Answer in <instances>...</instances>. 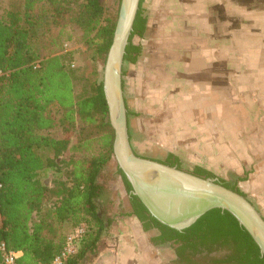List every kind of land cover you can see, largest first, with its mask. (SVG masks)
I'll return each instance as SVG.
<instances>
[{"label": "trees", "instance_id": "1", "mask_svg": "<svg viewBox=\"0 0 264 264\" xmlns=\"http://www.w3.org/2000/svg\"><path fill=\"white\" fill-rule=\"evenodd\" d=\"M79 1L23 0L21 10H5L0 16V244L23 252L18 264H51L63 250L68 230L86 223L80 250L67 263L81 264L99 251L114 221L100 209L104 190L99 179L112 161L114 142L103 86L95 69L94 79L91 73L84 75V85L75 93L78 70L72 51L65 49V36L67 28L80 27L92 60L104 65L118 13L106 16L101 0ZM147 31L141 8L125 65L138 61L142 47L133 38ZM77 116L84 125L72 140ZM57 130L61 138L54 136ZM65 155L71 156L70 171L48 186V173L60 170L58 160ZM75 155L84 158L75 160ZM154 160L183 169L173 154ZM191 173L246 196L237 184L206 169L197 166ZM117 174L130 196L125 215L135 217L144 232H158L152 244H172L175 264H264L258 246L230 213L209 211L177 231L152 217L131 194L132 186L119 168Z\"/></svg>", "mask_w": 264, "mask_h": 264}, {"label": "rangeland", "instance_id": "2", "mask_svg": "<svg viewBox=\"0 0 264 264\" xmlns=\"http://www.w3.org/2000/svg\"><path fill=\"white\" fill-rule=\"evenodd\" d=\"M178 1L144 0L140 5L147 18L148 31L142 38H133V43L142 47V53L135 64L124 65L127 73L122 77L131 145L137 154L158 160H164L169 151H175L182 158V170L192 172L196 162L204 163L220 173L217 175L219 179L230 180L225 170L227 158L237 157V150L231 148L229 142L237 144L239 138L238 130L234 132L233 129L253 126L255 102L242 94L239 97H223L221 71L215 69L216 55L213 54L212 59L208 58L207 70L201 68L198 57H195L196 49H211L213 45L206 32H209L210 25L204 14L197 15L196 20L204 32H199L198 28L194 29L198 32H194L188 27L189 21L184 23L185 7ZM101 2L106 8V16L116 12L119 15L121 0ZM22 6L23 0H1L0 16L5 10H21ZM214 22L210 23L211 26ZM193 32L198 36H194ZM82 35L80 27L72 26L67 28L65 36V49L72 51L74 68L78 70L74 83L75 93L81 91L85 82L84 75L91 73L90 79H94L92 73L95 69L100 82L105 65L94 63L92 52L82 41ZM213 66L214 70L211 68ZM195 73L197 77H194ZM237 90L238 87L231 82L230 94L237 95ZM83 125L77 116L72 140ZM54 136L61 138V131H55ZM73 158L82 160L84 156L75 155ZM70 159L68 155L60 157V170L50 171L45 181L53 183L56 178L65 177L71 169L68 165ZM117 173L118 165L113 156L101 173L99 182L104 190L100 209L114 221L109 232L102 238L100 252L89 255L81 264H93L97 257L95 255H99L110 243L113 249L117 248L120 237L136 244V252L129 253L131 264L139 260L135 257L136 253L143 255L148 251L146 254L155 255L146 247L144 239H151L157 231L145 234L135 217L125 215L130 210V196L123 179ZM72 230H68V234ZM113 253L117 255V252ZM169 253L176 254L172 244H167L161 252Z\"/></svg>", "mask_w": 264, "mask_h": 264}, {"label": "crops", "instance_id": "3", "mask_svg": "<svg viewBox=\"0 0 264 264\" xmlns=\"http://www.w3.org/2000/svg\"><path fill=\"white\" fill-rule=\"evenodd\" d=\"M177 3L185 7L184 23L189 21L190 29L198 28L199 32H204L196 20L203 14L210 25L209 32H206L213 45L211 49H196L195 57H198L201 68L207 70L208 58L212 59L213 54L216 55L215 69L221 71L223 97H239L242 94L255 102L253 126L248 129H243L244 126L233 129L234 132L238 130L239 138L237 144H229L237 150V157L228 156L225 170L230 180L222 179L237 184L264 217V0H179ZM211 22H214L212 26ZM198 30L194 32L197 33ZM194 32V36H198ZM211 68L214 70V66ZM194 77H197L196 73ZM231 82L238 87L237 95L230 94ZM244 117L247 118L246 115ZM250 123L247 122L249 125ZM168 154L182 160L175 151H169ZM203 164L196 162L195 167L206 169L216 176L220 174L208 164L207 167ZM46 183L51 187L54 185L52 181ZM141 231L148 233L144 232L142 225ZM150 240L144 239V244L155 255L146 254L148 251L143 255L136 253L135 257L139 260L135 264H175V253L161 254L167 244L156 246ZM116 245L117 248L113 249V244L110 243L99 255H95L97 257L93 264H131L129 253L136 252V244L120 237ZM113 252H117V255Z\"/></svg>", "mask_w": 264, "mask_h": 264}, {"label": "water", "instance_id": "4", "mask_svg": "<svg viewBox=\"0 0 264 264\" xmlns=\"http://www.w3.org/2000/svg\"><path fill=\"white\" fill-rule=\"evenodd\" d=\"M142 0H121L112 44L100 83L108 106V122L114 130L113 156L149 214L177 231L191 227L209 211L228 212L248 232L264 258V217L246 196L217 180L202 178L137 154L128 129V109L123 90L126 49Z\"/></svg>", "mask_w": 264, "mask_h": 264}, {"label": "built area", "instance_id": "5", "mask_svg": "<svg viewBox=\"0 0 264 264\" xmlns=\"http://www.w3.org/2000/svg\"><path fill=\"white\" fill-rule=\"evenodd\" d=\"M38 67L39 65L36 64L35 69ZM87 232L88 225L86 223H82L73 229L66 238L63 250L54 258L51 264H67L72 257L78 254L81 243ZM0 253V264H18L19 259L23 256L22 251L10 249L5 243L0 244Z\"/></svg>", "mask_w": 264, "mask_h": 264}, {"label": "flooded vegetation", "instance_id": "6", "mask_svg": "<svg viewBox=\"0 0 264 264\" xmlns=\"http://www.w3.org/2000/svg\"><path fill=\"white\" fill-rule=\"evenodd\" d=\"M177 167V166H176Z\"/></svg>", "mask_w": 264, "mask_h": 264}]
</instances>
